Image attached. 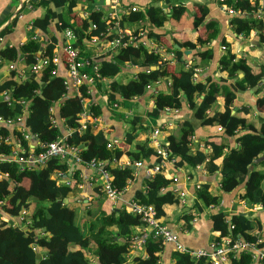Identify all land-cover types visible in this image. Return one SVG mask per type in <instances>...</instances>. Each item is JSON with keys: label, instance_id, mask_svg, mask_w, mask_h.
I'll return each instance as SVG.
<instances>
[{"label": "trees", "instance_id": "trees-1", "mask_svg": "<svg viewBox=\"0 0 264 264\" xmlns=\"http://www.w3.org/2000/svg\"><path fill=\"white\" fill-rule=\"evenodd\" d=\"M78 2L79 0H31L35 8L41 6L46 10L41 18H36L33 21L32 26L47 32L49 25L56 21L58 31L69 30L74 36L71 44L82 53L86 46L83 40L94 38L98 42L101 41L98 44L99 51L107 50L108 53L114 51L115 54L111 60H104L100 63V75L112 80L108 89L110 100H114L116 95H120L124 99L141 96L153 82L169 77L167 65L171 61L165 59L157 50H149L140 43L141 34L146 29L145 26L133 29L130 33H125L123 27L124 22L132 25L141 23L145 19H149L159 28L163 27L169 19L163 8L150 6L146 12H130L119 22L123 33L120 35L110 29L114 25L115 18H111V24H109L107 20L101 18L100 14L93 13L91 17L87 16L86 18L79 16L74 10ZM229 4L235 9L246 11L244 16L236 15L232 20L233 28L237 34L247 35L254 30L259 33L261 41L264 22L256 18L254 6L250 1L230 0ZM196 8L197 10L191 18V24L195 28L203 23L207 12V8L203 5H196ZM64 12L69 13L73 19L79 16L75 20L76 26L64 21L62 16ZM184 12L185 8L183 7L174 8L171 16L180 19ZM204 29L205 34H199L196 40L187 39L177 41V43L181 47L195 49L209 43L218 34L216 21H208L204 25ZM149 36L157 38L162 46L175 54L176 61L180 62V50L175 49L172 43L163 40L162 34L149 32ZM132 37H134V42L128 43ZM116 38L120 39L121 44L110 48ZM262 42H264V36ZM56 44L55 36L45 41L38 40V38L31 39L21 46L22 54L20 56H18V51L8 50L7 54L0 59V118L4 121L17 122L18 117L26 109L24 129L37 138L39 144L35 146L34 151L39 154L45 149L41 144L53 142L62 137L59 128L51 123L50 108L65 99L61 103L60 114L65 119L67 126L75 130L67 137V143L78 147L80 155L85 161L95 159L112 162L126 154L131 163H134L148 160L152 155L159 156L147 142L135 140L133 132L137 119L132 121L131 130L123 142L126 149L129 150L127 152L124 151V147V150L121 148L119 143L113 149L108 148L109 139L101 128L96 127L92 130L90 124H87L83 133L78 130L80 128L79 114L83 112V99L90 96L88 87L80 86L81 97L66 98L68 91L66 79L52 74V71L56 69L52 61L56 55ZM223 44L227 48L225 40H223ZM209 55V50L202 52L201 60H207ZM40 57L47 59L49 64L38 71H33V66L38 64ZM126 62L143 67L145 70L141 71L136 79L115 80L121 72L122 65ZM152 66L157 68L150 69ZM200 66L201 62L196 61L179 70L180 75L172 77L170 92L157 94L156 109L153 113L157 114L165 108H180L182 96L185 95L189 106L195 110L196 116L205 119L207 110L217 100V97L224 95L226 97L224 110L217 112L213 118L207 119L206 122L211 125H220V127L217 126V131H222L228 136L235 135L241 129L246 132L238 138L240 147L231 149L228 153H225V144H218L214 141L207 143L213 150L207 168L211 172H215L218 169L215 162L222 159L223 178L220 190L231 192L244 183L245 186L239 193V200L264 206L262 187L264 170L250 169L254 160L264 154V123L257 128L248 123L245 117H238L231 113L236 93L258 86L264 79V66H260V70L255 71L246 59L236 60L234 53L228 50L220 60V69L229 78L236 79L232 89L216 81H211V79L205 84L194 83L195 71ZM26 68L28 69L22 78V73ZM239 73L243 74L242 78L238 77ZM199 94H204L200 104L195 102ZM8 95H10L9 98ZM88 109L94 115L99 113L96 106L92 105ZM182 130L184 134L187 133L189 126L185 124ZM12 133L13 137L20 139L23 147L28 149V140L24 138L22 131L17 129ZM0 134L4 138H11L10 131L5 127L0 128ZM184 134L179 138L174 136L169 138L170 157H179L180 161L177 163L179 165L187 163L195 167L205 162L207 154L198 152L196 155H192L189 153L186 143L188 140ZM215 138H220V136ZM12 145V142H8V144L2 142L0 155L8 153ZM105 167L112 173L114 185L120 190L126 188L128 180L135 176L131 165L113 169L110 163H106ZM67 170L68 161L58 158H51L44 168L32 171L20 170V166L16 162H0L1 173L8 174V177L0 176V208L11 217L19 216L21 210L26 208L29 210L28 219L30 221L26 229L18 225L5 227L4 223L0 222V264H96L89 258L92 253L100 264H125V254L130 249L128 239L138 233L139 230L136 231V229L142 225L140 216L132 214L127 209L112 207L111 201L107 199L106 208L101 209L94 219L95 221L86 227L87 221L82 223L80 221H84L86 214H91L90 211L85 210L84 216L80 217L78 221L79 212L65 202V199L70 197L74 191L75 183L71 185L56 184L54 176L57 172H66ZM170 184L171 181L165 179L162 174H156L148 180L147 190L138 191L135 199L141 204L153 205L158 216L163 217L165 205L182 206L180 198L174 191L167 190ZM196 199L195 206L199 209L202 208L197 204L200 199L206 206L219 203V198L209 189L208 185H199ZM183 217L186 220H191L195 217V213L194 215L189 213ZM212 220L214 229L220 231L221 235L227 233L233 237L240 235L244 240L253 243L258 240L252 234L256 225L246 214H235L229 218L221 212L212 215ZM230 224L233 225V229L229 228ZM113 227L117 229V234ZM44 229L46 230L44 231ZM115 236L118 237L116 240ZM121 238H124L125 241L123 242ZM263 244H259L261 248H263ZM163 246L161 238L148 236L145 242L147 256L136 258L135 264H157ZM38 252L42 254V257L37 262L36 254ZM173 259L175 264H210L204 258L194 259L189 254L179 251L173 253ZM232 262L233 264H253V253L244 251L238 258L232 259ZM259 264H264V261Z\"/></svg>", "mask_w": 264, "mask_h": 264}, {"label": "crops", "instance_id": "crops-1", "mask_svg": "<svg viewBox=\"0 0 264 264\" xmlns=\"http://www.w3.org/2000/svg\"><path fill=\"white\" fill-rule=\"evenodd\" d=\"M262 3H264V0H261V4ZM20 5L21 0H0V59L7 54L8 50L18 51V56H20L22 54L21 46L34 37L38 38V40L45 41L55 36L57 38V44L55 47L56 55L54 61L57 75L68 80L66 58L63 51L64 44L67 41V30L58 31L56 21H53L49 25L47 32L33 28V21L36 18H41L45 14V8L39 6L33 10L23 9V17H20ZM196 5H203L207 8L206 17L203 23L197 28L191 24V18L197 10ZM150 6L163 8L165 14L169 17L165 25L159 28L151 23L149 19L132 25L124 22V32L130 33L133 29L145 26L146 29L141 34L140 43L149 50H157L165 59L171 61L167 65L169 77L153 82L146 88L145 93L141 96L124 99L120 95H116L114 100L108 98V89L112 80L105 78L98 81L96 85L91 86L89 98L83 100V110H90L88 107L92 105L96 106L99 113L94 115L95 121L92 117L90 118V122H93L89 123L90 127L92 130L96 127L101 128L105 132L107 139L117 144L119 143L122 149L123 147L125 148V150L123 149L125 152L129 150L126 149L123 142L125 141L127 133L131 130L130 126L132 121L137 119L133 132L137 142H147L148 145L156 151V146L150 141V136L154 130L158 129L159 141L168 149L169 138L172 136L177 138L180 136L182 137L184 134L182 129L186 124V126H189V131L184 135L188 140L186 143L188 144L189 153L196 155L198 152H202L207 154V157L205 162L194 167L187 163H183L182 165L177 164L180 161L179 157H173L172 161L163 160L157 155H152L148 160H143L141 166L137 168L132 166L135 171L134 178L128 180L121 198L115 203L111 202V206L116 209H127L129 203L136 200L135 196L138 191L147 190L148 180L153 176V172L149 169L159 166L161 170L160 174H162L165 179L171 181L167 190L176 189L179 192L185 193L184 199L186 203L183 206L177 204L165 205V215L162 217L166 225L178 235L179 241L183 246L190 249H209L210 246L217 241L220 234V231L214 229L212 215L221 212L229 218L235 214H246L256 225L252 234L263 244L264 206L262 204H249L247 201L239 200V193L243 190L245 186L244 183L237 186L231 192H223L220 190V184L223 178L222 159L215 162V164L218 165V169L215 172H211L207 168V163L213 154L212 148L207 143L214 141L218 144H225V153H228L231 149L240 147L238 138L246 132L244 129H241L238 130L235 135L228 136L222 131H217L218 125H211L206 122L207 119L213 118L217 112L224 110L226 97L224 95L217 97V100L207 110L205 119L196 116L195 110L189 106L185 95L182 96V106L180 108H165L157 114H154L153 111L156 109L157 94L160 92L165 94L169 93L171 90L172 77H178L180 75L179 70L187 67L193 62H201V66L195 71L194 83L205 84L211 79V81H216L231 89L236 79L229 78L227 74L220 69V60L228 50L234 53L236 60L244 58L255 71H259L260 66H264V42H262L264 30L261 32V41L259 33L254 30L247 35L237 34L232 25L234 15L221 10L219 0H79L74 10L82 18H86L87 16L91 17V15L95 13L100 14L102 19H110L116 16L119 17L121 10L137 7L139 11L146 12ZM179 7L185 8V12L180 19H175L171 15L174 8ZM62 16L66 23H71L76 26L75 20H77L79 16L73 19L67 12H64ZM211 20L216 21L218 25V34L212 41L203 46H198L195 49L176 46L179 45L177 41L187 39L196 40L199 34H205L204 25ZM261 20L264 22V16ZM149 32L153 34H162L163 40L172 43L175 49H179L181 52L180 62L176 61L175 54L162 46L157 38L154 36L150 37ZM223 40H225L227 44L226 49L223 48V46H225ZM83 42L86 46L83 53L80 51V54L83 57H92L93 60L99 64L104 60H111L115 54L114 51L109 53L106 52L107 50L99 51L98 44L101 41L98 42L96 38L92 40L84 39ZM113 47V45L110 46V48ZM206 50H209L210 55L207 60L202 61L200 54ZM27 69L28 68L22 73V78L25 76L24 74ZM143 70H145L143 67L132 64L131 62H126L122 65L121 72L117 75L115 80H121V77L127 80L136 79L137 75ZM238 77L242 78L243 74L239 73ZM263 82L264 79L258 86L237 92L231 107V113L233 115L245 117L248 123L253 124L257 128L264 123ZM73 96H79V92L74 86L69 84L66 98ZM203 98L204 94H199L195 102L200 104ZM60 107V103H56L53 106V117L54 126L59 128L63 137L70 133V128L65 123V119L61 117ZM25 120L23 121L24 125ZM78 123L80 126H83L85 121L83 118H80ZM4 127L10 131L11 139L14 130H17L19 127L24 128V126L21 125L6 124L0 121V128ZM218 127H220V125ZM84 130L85 128H80L81 133H83ZM217 136H220V138H215ZM30 140L28 144L30 148L38 143V140L35 138H31ZM261 157L262 160L259 163L254 162L250 167L251 170H264V154H261L258 158ZM119 160V163L113 161H106V163H110L111 168L115 169L119 168L120 164L127 166L128 163L131 162L126 154ZM68 172L70 175L72 174L75 188L70 197L65 199V202L68 206H72V208L76 209L80 217L84 216L85 210L90 211L91 214H86L84 221H80V223L87 221L85 225L88 227L91 222L95 221L94 219H96L101 209L107 206V198L100 191L101 178H99V173L94 169L83 164H78L72 159L68 160ZM175 178L176 180H174ZM198 185H208L209 189L219 198V203L206 206L200 199L197 204L202 208L199 209L195 206L197 202ZM262 187L264 190V180L262 182ZM189 213L193 215L195 213V217L191 220H186L183 216ZM113 230H115V234L118 233L115 227H113ZM136 231H138V233L143 231L145 236L149 235L148 231L142 226H138ZM117 238L118 237L115 236V240ZM121 240L123 242L125 241L124 238H121ZM174 252L175 245L172 243H165L163 250L159 254L161 264H175L173 259ZM146 256L147 251L145 247L136 250L129 249L128 253L125 254V264H135L136 258H145ZM89 258L96 264H100L93 253Z\"/></svg>", "mask_w": 264, "mask_h": 264}, {"label": "built area", "instance_id": "built-area-1", "mask_svg": "<svg viewBox=\"0 0 264 264\" xmlns=\"http://www.w3.org/2000/svg\"><path fill=\"white\" fill-rule=\"evenodd\" d=\"M220 1V8L224 12H227L231 15H245L246 11H242L241 9H235L232 5L229 4V0H219ZM250 3L254 6V15L256 18L261 20L264 16V3L261 4V0H249ZM118 2V1H117ZM35 7L31 3V0H21V5L19 7V14L20 17H23L22 10H33ZM139 11L137 7H133L131 9L127 10H121L120 16H116L115 22L113 27L110 29L116 31L118 34H123L120 27V20L126 17L130 12H136ZM111 19V18H110ZM110 19H104L111 24ZM67 41L64 44V54L66 58V64H67V79L66 85L67 90L69 84L74 86L77 91L79 92V97H81L80 93V86L86 85L88 87V92L90 93L91 86L96 85L98 81L103 80V78L100 75V64L95 62L92 57H83L80 54V50L78 48H75L71 41L74 38V36L71 34L69 30L66 31ZM33 39H36L35 37ZM134 37H132L128 43H133ZM121 44L120 39L116 38L111 45L114 47L119 46ZM224 49H226L225 46H223ZM55 57L52 60L55 64ZM49 64V61L47 59H44L40 57L38 59V64L33 66V71H38L43 67H47ZM52 74H57L56 69L52 71ZM150 86V85H149ZM8 98L10 95L7 96ZM84 100V99H83ZM24 102V101H22ZM27 105V103H25ZM53 111L54 108H50V112L52 114L51 116V123L54 126V117H53ZM27 110H23V114L18 117L17 122L12 121H4L2 118H0V121L6 123V124H15L18 126H24L23 121L25 120ZM80 118H83L85 123L83 124V128L87 127V124L93 123L90 122V118L92 117L95 121V117L92 111L90 110H83L80 114ZM80 120V119H79ZM23 127H19L18 129L22 131L24 138L28 140V144L31 141V138H37L29 134ZM80 128L78 130L80 131ZM70 133L73 132L72 129H69ZM221 130V129H220ZM70 133L67 136H63L58 138L57 140L49 143H43L41 144L42 147H44V151L37 154L35 153L34 149L35 146L39 144V142L33 146L32 148L29 147L28 149L23 147L20 139L12 137L10 138H4L2 134H0V144L2 142H12L13 145L10 147V151L8 153H3L0 155V162L1 161H10V162H16L20 166V170H40L44 168L47 165V162L51 158H58L61 160L68 161L69 159H72L78 164H83L86 166H89L90 168L94 169L99 173V178H101V185H100V191L106 196L107 199H109L112 203H115L121 198L122 193L124 192L125 188L123 190H120L114 185V177L111 174L110 170L105 167L106 161H100V160H91V161H85L81 155H80V149L76 146H71L67 143V137L70 135ZM159 130L156 129L153 131L152 135L150 136V141L156 146V153L163 159V160H172L170 157L169 150L161 144L159 141ZM117 143L113 141H109L108 148L113 149L115 148ZM173 161V160H172ZM115 163H119V160H113ZM128 165L139 167L142 165V161H137L134 163L129 162ZM124 165L120 164V167H123ZM153 172V176L156 174H160V167H152L149 169ZM0 176L2 177H8V174H2L0 171ZM56 179V184H66L71 185L74 183V180L72 178V174L70 175L68 170L66 172L58 171L57 174L54 176ZM152 177V176H151ZM150 177V178H151ZM176 180V178L174 179ZM199 185L197 186V188ZM174 193L180 198L182 206L186 203L184 196L185 193L179 192L178 190H173ZM127 210L131 212L134 215H138L141 218L142 221V227L145 228L146 231H148L149 235L145 236V233L142 231L138 234L132 235L129 237V243H130V249L136 250L141 247H145L146 238L150 235L153 237L161 238L163 243H172L175 245V251L183 252L186 254H189L194 259H201L204 258L207 262L210 264H233L232 259L238 258L242 252L244 251H250L253 253V264H259L264 261V250L261 248L259 244H261L260 240L258 239L253 242H248L244 240L243 237L240 235H237L236 237H233L231 234L221 235L219 238H217V241L210 246L209 249H190L183 246L178 238V235L169 228L166 223L163 221L162 217H159L157 214V211L153 205H145L137 202L136 200H133L129 203ZM29 210L26 208H23L19 214V216L11 217L8 214L4 213L2 209L0 208V222L4 223L5 227L8 226H20L24 229L27 228L28 224L30 223L28 219ZM230 229H233V225H229ZM157 264H161L160 260L157 261Z\"/></svg>", "mask_w": 264, "mask_h": 264}, {"label": "water", "instance_id": "water-1", "mask_svg": "<svg viewBox=\"0 0 264 264\" xmlns=\"http://www.w3.org/2000/svg\"><path fill=\"white\" fill-rule=\"evenodd\" d=\"M177 47H180L179 45H176ZM156 67L155 66H152L150 69H155ZM65 99H62L59 103L61 104ZM262 160V157L261 158H257L254 160L255 163H259L260 161ZM251 169V168H250ZM46 229H44L45 231ZM42 257V254L40 252H38L36 254V261L38 262L40 260V258Z\"/></svg>", "mask_w": 264, "mask_h": 264}, {"label": "rangeland", "instance_id": "rangeland-1", "mask_svg": "<svg viewBox=\"0 0 264 264\" xmlns=\"http://www.w3.org/2000/svg\"><path fill=\"white\" fill-rule=\"evenodd\" d=\"M120 79H122V77L120 78ZM74 204V203H73ZM73 207H74V205H73ZM77 219H78V221H79V219H80V214L78 213V215H77Z\"/></svg>", "mask_w": 264, "mask_h": 264}]
</instances>
